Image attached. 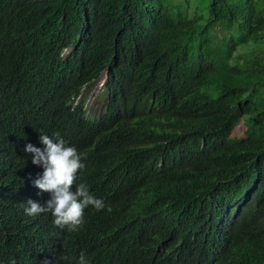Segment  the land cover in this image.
<instances>
[{
	"label": "trees",
	"instance_id": "obj_1",
	"mask_svg": "<svg viewBox=\"0 0 264 264\" xmlns=\"http://www.w3.org/2000/svg\"><path fill=\"white\" fill-rule=\"evenodd\" d=\"M40 132L77 149L76 183L106 205L77 232L25 213L50 198L24 151ZM81 252L264 264V0H0V264Z\"/></svg>",
	"mask_w": 264,
	"mask_h": 264
},
{
	"label": "clouds",
	"instance_id": "obj_2",
	"mask_svg": "<svg viewBox=\"0 0 264 264\" xmlns=\"http://www.w3.org/2000/svg\"><path fill=\"white\" fill-rule=\"evenodd\" d=\"M104 80L99 84V89L104 85ZM39 141L43 148L28 143L24 151L31 154L34 165L43 169L33 180V186L41 192L49 193L50 198L43 205L32 199L27 200L25 213L28 216L51 213L54 226L68 232H77L85 223L86 208L92 206L96 211H102L106 205L102 199L91 194L85 183H76L77 173L85 165L82 163V155L74 146L67 145L59 133L49 136L40 132ZM107 211H112L110 206ZM75 264H89L86 254L81 252Z\"/></svg>",
	"mask_w": 264,
	"mask_h": 264
},
{
	"label": "rangeland",
	"instance_id": "obj_3",
	"mask_svg": "<svg viewBox=\"0 0 264 264\" xmlns=\"http://www.w3.org/2000/svg\"><path fill=\"white\" fill-rule=\"evenodd\" d=\"M106 95L103 93H99V90L91 91L88 93L86 108L90 118L98 117L106 105ZM247 127L245 123H240V125L236 128L233 134V141L236 139H240L244 136L247 131Z\"/></svg>",
	"mask_w": 264,
	"mask_h": 264
}]
</instances>
